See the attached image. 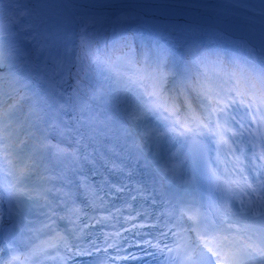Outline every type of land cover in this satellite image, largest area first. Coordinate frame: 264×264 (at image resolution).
I'll list each match as a JSON object with an SVG mask.
<instances>
[{
	"label": "bare ground",
	"instance_id": "obj_1",
	"mask_svg": "<svg viewBox=\"0 0 264 264\" xmlns=\"http://www.w3.org/2000/svg\"><path fill=\"white\" fill-rule=\"evenodd\" d=\"M231 1L238 7L236 10L232 9L236 12L255 14L262 10L250 0ZM61 3V10L69 27L59 30L60 32L54 36L50 45L47 43L44 20L39 17L38 10L28 6V0H0V47L6 54L8 65L5 73L18 80L16 91L19 95L24 97L27 94L32 98L27 104L28 108L23 113L19 111L20 116L0 120V125L8 127L0 137L3 140L9 139L19 147L18 150L14 149L12 152L16 160L5 158L4 171L0 168V185L2 186L0 189V222L7 220L17 228L34 224L38 231L42 232L46 231L42 222L46 221L50 215L45 200L49 191L46 181L51 176L48 174L43 176L41 172L51 169L67 177L70 176L73 165L69 152L64 149L62 143H59L58 125L47 115L51 104V95L47 90L48 73L45 68L47 48L53 47L58 50L57 59L68 66L65 85L73 104L70 119L78 117L92 141L106 146L119 156L127 154L128 151L137 156L141 152H146L147 145L141 146L139 137L130 135L129 132L135 130L131 116L128 112L121 115L116 105L112 106L108 89L102 83L97 82L96 77L98 76L94 77L92 70L85 67L83 59L87 47L102 46L101 49L110 53L111 50L117 49L118 44L130 39L135 40L143 50L145 64L155 65V60L160 58L165 62L164 71L170 73V76L166 75L165 82L170 91L185 88L187 92L186 85L182 86L181 81L190 78L193 72L189 68L196 70L200 64L208 70L212 69L213 64L219 68L223 65L224 57L232 59L241 69H246L264 83V50L253 47L244 40L229 37L216 28L191 24L180 19L148 16L132 10L123 11L117 15L106 13L122 6L171 7L182 11L200 7L188 0H61ZM79 8L88 9L93 13H83ZM182 27L189 30L177 33ZM4 35L6 37H3ZM150 51L151 55H145ZM158 51L163 52V55H158L157 59ZM199 55L200 64L198 63ZM221 71V69L220 71L212 69L211 76ZM214 80L217 82V79ZM131 84L133 86H125L129 92L137 86L134 82ZM188 95L184 97V104H189L191 101ZM6 106V104H0V109L4 110ZM141 113L142 116L143 114L153 115L148 109L142 110ZM241 121L240 118H236L235 114L228 115L225 119L226 129H228L226 133H223L224 139L228 141V145L223 146L225 153L229 148H235L234 144L231 145L233 139L237 142L240 139L239 137L234 138L232 131L246 132ZM171 124L172 122L168 125ZM168 128L169 126L164 125V122L163 125L158 126L156 131L153 127H149L156 134L149 137L148 142L161 158L158 165L152 166L155 170L170 167L173 169L167 174L166 189L177 202L188 204L191 193L186 183L185 164L180 151L175 149V145H180L182 140H179ZM48 129L47 134L51 132L52 138L42 136L46 135L44 132ZM252 131L253 136L256 137V132ZM194 136L190 135V137ZM195 137L202 138V135ZM47 140L53 148L48 151L49 153H43V149L37 145L40 141L46 143ZM244 140L241 147L247 159L241 157L245 167L240 170L247 180L229 175L233 167H239L236 164L237 157L229 154L226 157L221 155L217 159V148L220 147L217 140L212 143L213 159L218 169H223L230 177H234L247 187L249 184L252 185V188H248L256 202L250 219H258L264 215V200L261 199L260 191H254V189H257L260 183L257 177H264V168L258 171L253 166L256 163L253 153L258 158L257 151L252 148L251 139L244 137ZM169 151L173 154L169 155ZM29 163L32 164V172L26 173L24 167ZM3 172L7 174V177ZM12 191L16 192L14 196L10 194ZM28 216H33V220H29ZM250 221L247 223L250 224ZM251 257L249 253L247 260L250 261ZM250 262L259 263L254 259Z\"/></svg>",
	"mask_w": 264,
	"mask_h": 264
},
{
	"label": "snow or ice",
	"instance_id": "obj_2",
	"mask_svg": "<svg viewBox=\"0 0 264 264\" xmlns=\"http://www.w3.org/2000/svg\"><path fill=\"white\" fill-rule=\"evenodd\" d=\"M18 94L19 93H17V95ZM9 99H15V97H9ZM221 104L222 107L214 109V111L217 115L222 116L229 109L230 104H236V100L234 99L230 102L227 100H218L217 105ZM253 104L254 102L249 103L248 112L254 119L252 121H241L245 131H247L250 136L254 135L252 131V124L264 127V121L255 119L257 113L252 111ZM178 111L179 109H177V112ZM73 119L78 120V117H73ZM191 121L195 124V128L185 124L184 121H176V124L183 128L181 135H186L188 132H192L196 135L202 132L211 138L219 137L217 143L220 147L217 148V159H219L221 155H224L225 157L229 154L236 156V164H238L239 167H233L229 175L239 176L242 180H247V177H244L240 170L245 167L241 157L247 159L244 155V149L241 147V145L245 142L244 131H232V136L234 138L239 137L240 139L239 142H237L236 139H233L235 148H229L228 152L225 153L223 151V146H227L228 141L224 139L221 132L217 131L220 129V125L217 123L214 126L212 113L200 117L192 115ZM197 130H199V132ZM259 130L260 128L258 127L257 131ZM222 131L226 133L228 129H223ZM77 143H80V141H77ZM87 147H91V144L85 145V151L80 156L78 162L90 166L91 174L93 176H99L101 173L96 166V162L103 159L102 154L104 149L102 147L99 149L93 147L92 152H88ZM237 153H239V156H237ZM253 157L256 159V163L253 166L260 171V169L264 166L260 165L259 161L264 160V153H262L258 158H256L255 153H253ZM134 163L135 166L128 165L130 171L127 179L130 180L135 175L137 167L141 165L150 173L152 172V164L154 161L150 155L141 152L134 158ZM112 170L120 171L122 173V169L113 168ZM212 175L215 174L213 173ZM257 179L260 183L254 191L259 190L261 199L264 200V177L258 176ZM100 183L104 187H107L109 192L117 195L124 193L130 187L127 183H119L115 186H111L106 178H102ZM248 187L252 188V185L249 184ZM144 191H147V189L145 188ZM125 202H127V198L125 199ZM105 211H108V209H105ZM175 211L176 209H174V212ZM189 212L190 210L185 211L181 209L178 211L177 216L170 217L163 224L151 225L153 230H159V236L154 237L155 242H153V240H147L145 242V234L141 232V229L149 226L147 222L144 224H138L135 222V219L130 220L129 223H131L132 227L125 229L128 234L119 236L122 243L111 244L110 238H106L104 247H112L113 250L116 251L117 257H121V262L141 259L145 254L151 255L154 259H158L160 264H207L209 260L212 261V264H239V260L237 259L238 255H242L245 258L247 257L246 252L238 254L237 252L232 251L228 242L229 238L227 237L224 241L214 247L207 245L205 247H201L195 240L189 244L187 242L186 234L196 232L198 235H207L206 232L201 233V223L194 214H189ZM129 215L131 216L132 214L129 213ZM42 223L43 228L46 230V234H52L56 231V219L54 216L49 215L47 220ZM228 223H230V221H228ZM103 226H105L104 218H97L95 216L90 218L86 217L80 220L79 230L95 234L96 231H98V228ZM122 227H124V225H122ZM220 227L222 231H230V229L224 228L223 223ZM73 234L74 233H68L69 236ZM148 235H152V233L149 232ZM126 245L127 247H125ZM62 247V255H58V253H61V248L56 247L55 244H51V250L43 251L42 259L50 261V264H68V261L71 259L72 264H75V260L77 258L93 256V249H98L100 246L97 243H92L89 247L84 248L73 242L71 244L63 243ZM18 252H24V247L22 242L16 239L14 228L11 235L5 239H0V264H27V261L33 255L32 253H25L21 256L17 254ZM261 254L264 255V252ZM115 259L116 258L114 257V264ZM37 260H41V257H37Z\"/></svg>",
	"mask_w": 264,
	"mask_h": 264
},
{
	"label": "rangeland",
	"instance_id": "obj_3",
	"mask_svg": "<svg viewBox=\"0 0 264 264\" xmlns=\"http://www.w3.org/2000/svg\"><path fill=\"white\" fill-rule=\"evenodd\" d=\"M131 19L137 20L136 18ZM7 29L9 30V28ZM188 30V28L182 27L177 33H184ZM3 37L6 36L4 35ZM130 43L132 46V53L128 52L122 56L113 57L112 62H107L103 59V57H100L99 60H97L98 52L99 50H101L102 46H98V49L87 47V52L84 56L83 61L85 67H87L89 70H92V72L94 73L93 76H98L96 77L97 82L102 83V85H104L108 89V95H110L112 106L113 104H115L121 115H123L125 112L129 113L132 119V124L135 126V130L133 132H129L131 133L130 135L138 136L141 146L147 145V150L144 153L150 155V157L154 161L152 165L156 166L161 162V158L159 154L153 151L152 145L148 142L149 137L154 136L156 133H154L152 129L150 130L149 127H152L155 124L160 125L162 122H158L161 121V119L159 120L158 116H154L152 114H149V116L143 114L142 116L141 111H145L147 109L149 111H152V109L150 110V108H156L157 106V104L155 105V102L157 103L164 100V97L166 96L165 93L167 91V83L165 82V78L166 75L170 76V73H165V62L161 61V58L159 60H155V65L153 66L145 64H142L141 66L137 65L135 61L138 59V51L142 50V48L139 47L138 43L133 39H130ZM178 47H180V45ZM158 52L159 53H157V59L158 55H161L163 53L160 51ZM146 54L151 55L152 52L150 51L149 53H145V55ZM144 61L145 60H142L141 63H143ZM6 63V54L0 47V101L2 104H6L9 101L7 97L4 96L5 92L7 94H10V96L18 98L16 87L18 86L19 82L11 75L5 73V70L8 67ZM216 79V87L219 86L220 90L225 89V95H230L227 98L224 97V100H227L229 102L234 99L236 100L235 105L230 104L231 107H229V109L222 116L218 115V117H224L225 119H227L228 115L237 113V119L240 118L241 120L252 121L254 118L248 112V105L250 102H254L252 111L257 113L255 119L264 121V87H262V89L260 90L252 88L247 90L248 92L246 94H242L238 91L237 87H234L230 84L229 80L231 79V75L225 73L217 76ZM131 82H134L137 86H134V89H131V91L129 92L128 90H126L125 86H133ZM5 83L6 85H8V89L6 88L7 90H4V88L2 87L3 85H5ZM207 90L208 89L206 87L201 91H197L194 93V96H196V100L199 102V104L201 106H204L203 110H200V114L207 113L208 115L209 113H212V120L215 126V124L218 123V120H216L215 118L216 116L214 115V113L216 114V112L214 111V109L222 107V104L217 105L214 103V101H207L209 100L207 98L210 95V93L206 94L208 92ZM203 94L205 95L203 96ZM19 96L20 98L18 100L12 101L11 104H8L6 106V109H0V120H5L7 118H16L17 116H20L19 111L23 113L28 108L26 104H28V102L32 100V98L27 94L24 97H22L21 95ZM104 96H106V94H104ZM158 110L161 111V108H158ZM152 112L155 113L154 111ZM218 124L220 125V129H218L217 131L223 134L224 132L222 130L225 129V124L222 122H219ZM258 127L260 128L259 131H257ZM7 129L8 127L6 125L1 124L0 135L3 134V132H5ZM252 130L256 132V137H254L253 135L250 136L247 131L246 134H244V137L251 139V145L255 150H257V155L259 157L262 153H264V127L252 124ZM14 149L18 150L19 147L9 139L3 140L0 137V165L4 163L5 158H9L12 161L16 160L12 155ZM260 161V164L264 166V160ZM24 171H26V173L32 172V164H26V167H24ZM164 172L167 173L166 170ZM164 179H166V176H164ZM10 194L14 196L16 192L12 191ZM6 221L7 220H2L1 224ZM253 256L254 257L252 258L261 260L257 264H263L264 259L262 258V256L255 253L253 254ZM246 264L252 263L247 262Z\"/></svg>",
	"mask_w": 264,
	"mask_h": 264
}]
</instances>
